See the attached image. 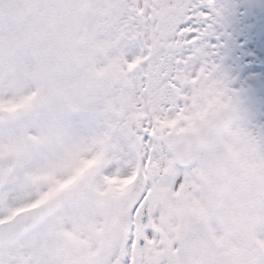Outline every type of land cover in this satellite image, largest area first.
Masks as SVG:
<instances>
[{"label": "snow or ice", "instance_id": "snow-or-ice-1", "mask_svg": "<svg viewBox=\"0 0 264 264\" xmlns=\"http://www.w3.org/2000/svg\"><path fill=\"white\" fill-rule=\"evenodd\" d=\"M219 0H0V264H264V138L221 71Z\"/></svg>", "mask_w": 264, "mask_h": 264}, {"label": "rangeland", "instance_id": "rangeland-1", "mask_svg": "<svg viewBox=\"0 0 264 264\" xmlns=\"http://www.w3.org/2000/svg\"><path fill=\"white\" fill-rule=\"evenodd\" d=\"M233 63H234V62H233ZM228 69H229L228 71H224V70H223V72H224V73H227L228 76H229L230 73L232 72V67H228Z\"/></svg>", "mask_w": 264, "mask_h": 264}]
</instances>
